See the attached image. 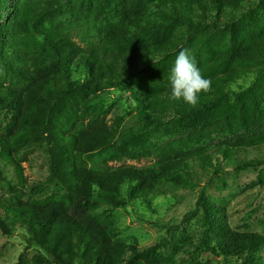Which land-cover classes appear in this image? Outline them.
<instances>
[{
	"label": "rangeland",
	"instance_id": "1",
	"mask_svg": "<svg viewBox=\"0 0 264 264\" xmlns=\"http://www.w3.org/2000/svg\"><path fill=\"white\" fill-rule=\"evenodd\" d=\"M169 1L0 0V84L17 81L11 72L19 62L47 58L44 34L97 53L114 72L115 84L106 79L85 86L81 112L85 125L103 119L115 134L107 147L78 156V166L147 169L159 153L171 150L186 165L182 176L152 191L121 187L126 206L96 201L97 214L113 225L111 238L127 246L136 241L142 250L158 246L169 264H249L245 255L213 254L204 242L220 243L224 231L264 238V57L258 56L264 48V0H192L204 9L197 17L205 27L197 31L161 14L158 7ZM185 48L211 81L195 107L170 99L171 69ZM75 62L70 78L84 82L89 71ZM253 86L243 104L234 102ZM137 97L155 111H145ZM219 97L228 104L218 113L191 114L213 102L219 108ZM8 122L0 111V123ZM23 155L21 163L0 156V200L16 191L27 196L32 185L47 179L46 149L33 147ZM238 161L255 165L239 170ZM2 215L0 210V222ZM27 242L22 230L5 235L0 229V264H21L22 256L27 262L49 260Z\"/></svg>",
	"mask_w": 264,
	"mask_h": 264
},
{
	"label": "trees",
	"instance_id": "2",
	"mask_svg": "<svg viewBox=\"0 0 264 264\" xmlns=\"http://www.w3.org/2000/svg\"><path fill=\"white\" fill-rule=\"evenodd\" d=\"M166 3L158 9L165 18L170 17L169 21L180 23L188 31L205 27L197 17L204 10L200 2L172 0ZM152 24L168 28L167 23ZM42 37L47 58L19 62L11 72L17 81L6 87L0 84V111L9 119L6 125L0 123V156L21 163L22 153L25 155L33 147L45 148L49 156V175L45 181L32 185L27 196L16 191L0 200L3 212L0 229L5 235L24 231L28 247L40 248L49 258L27 262L22 256L21 264H169V260L158 253V246L142 250L136 241L127 246L112 239L113 225L97 214L95 202L126 206L121 187L136 186L143 192L152 191L158 183L180 176L186 165L177 150H171L159 153L156 164L147 169L105 166L95 170L78 166V156L107 147L115 134L113 127L103 119L93 118L85 125L87 118L81 112L85 106V86L106 79L115 84L116 76L97 53L70 42L51 40L46 34ZM258 51V56L264 57V48ZM75 61L89 71L90 78L84 82L70 78ZM259 74L263 75L264 71ZM253 88L237 95L234 102L243 104L245 97L253 94ZM137 100L145 111L151 114L155 111L153 104L148 106L141 97ZM217 100L219 108L213 102L191 114L218 113L228 100L226 97ZM223 155L232 161L229 151L225 150ZM252 165L255 164L250 161L236 162L239 170ZM204 245L219 256L245 255L249 264H264V238L258 235L224 231L220 243L210 245L205 241Z\"/></svg>",
	"mask_w": 264,
	"mask_h": 264
},
{
	"label": "clouds",
	"instance_id": "3",
	"mask_svg": "<svg viewBox=\"0 0 264 264\" xmlns=\"http://www.w3.org/2000/svg\"><path fill=\"white\" fill-rule=\"evenodd\" d=\"M171 95L170 99L183 100L195 107L199 102V94L211 90V81L206 79L197 61L189 49H182L176 56L170 74Z\"/></svg>",
	"mask_w": 264,
	"mask_h": 264
}]
</instances>
